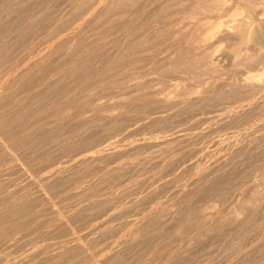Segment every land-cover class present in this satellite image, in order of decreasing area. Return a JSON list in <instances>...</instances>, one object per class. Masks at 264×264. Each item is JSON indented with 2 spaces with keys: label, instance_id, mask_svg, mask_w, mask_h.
<instances>
[{
  "label": "rangeland",
  "instance_id": "obj_1",
  "mask_svg": "<svg viewBox=\"0 0 264 264\" xmlns=\"http://www.w3.org/2000/svg\"><path fill=\"white\" fill-rule=\"evenodd\" d=\"M263 60L264 0H0V264H264Z\"/></svg>",
  "mask_w": 264,
  "mask_h": 264
},
{
  "label": "bare ground",
  "instance_id": "obj_2",
  "mask_svg": "<svg viewBox=\"0 0 264 264\" xmlns=\"http://www.w3.org/2000/svg\"><path fill=\"white\" fill-rule=\"evenodd\" d=\"M261 1V0H260ZM196 7V6H195ZM228 8V7H227ZM240 9V8H239ZM260 9V8H259ZM245 11V10H244ZM233 12V11H232ZM190 13V12H189ZM244 15V14H243ZM246 15V14H245ZM188 16V15H187ZM232 16V15H231ZM236 16L238 15H235L234 17H232L231 19L229 20H226L224 22H222L223 24H226V25H234V27H236V29L240 28V27H244L243 30L240 28V32L242 34H244V29L247 31V29L250 28V24H248V21L246 20H241L240 22H236V20L234 19ZM254 17V16H253ZM245 18V17H244ZM260 19V18H259ZM239 21V20H238ZM220 24V23H219ZM253 25V24H252ZM231 27V26H230ZM253 27V26H252ZM251 27V28H252ZM226 28V27H225ZM233 29V27H232ZM235 29V28H234ZM207 30V29H206ZM249 30H252V29H249ZM245 31V32H246ZM251 33V32H250ZM241 34V35H242ZM248 35V34H247ZM202 36V35H201ZM246 36V35H245ZM244 37V36H243ZM246 38V37H245ZM244 39V38H243ZM250 42V41H249ZM215 45V44H214ZM228 57V56H227ZM248 59V58H247ZM255 61V60H254ZM264 61V60H263ZM244 63V62H243ZM249 66V65H248ZM253 71V70H252ZM264 74V73H263ZM260 76V75H259ZM263 76V75H262ZM259 79H261L260 77H258Z\"/></svg>",
  "mask_w": 264,
  "mask_h": 264
}]
</instances>
